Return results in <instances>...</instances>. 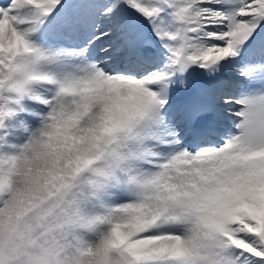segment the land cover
Listing matches in <instances>:
<instances>
[{
  "label": "snow or ice",
  "instance_id": "obj_1",
  "mask_svg": "<svg viewBox=\"0 0 264 264\" xmlns=\"http://www.w3.org/2000/svg\"><path fill=\"white\" fill-rule=\"evenodd\" d=\"M0 264H264V0H0Z\"/></svg>",
  "mask_w": 264,
  "mask_h": 264
}]
</instances>
